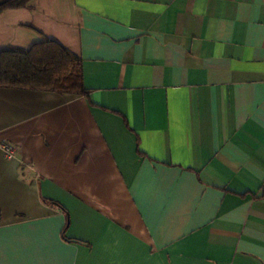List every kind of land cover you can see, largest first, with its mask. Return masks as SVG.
Returning <instances> with one entry per match:
<instances>
[{"label":"crops","instance_id":"obj_1","mask_svg":"<svg viewBox=\"0 0 264 264\" xmlns=\"http://www.w3.org/2000/svg\"><path fill=\"white\" fill-rule=\"evenodd\" d=\"M45 39L88 95L0 86V264H264V0L0 13Z\"/></svg>","mask_w":264,"mask_h":264},{"label":"trees","instance_id":"obj_2","mask_svg":"<svg viewBox=\"0 0 264 264\" xmlns=\"http://www.w3.org/2000/svg\"><path fill=\"white\" fill-rule=\"evenodd\" d=\"M33 0H6V9L27 8ZM0 86L41 90L87 97L83 83L82 59L52 39L28 49L7 47L0 50Z\"/></svg>","mask_w":264,"mask_h":264},{"label":"built area","instance_id":"obj_3","mask_svg":"<svg viewBox=\"0 0 264 264\" xmlns=\"http://www.w3.org/2000/svg\"><path fill=\"white\" fill-rule=\"evenodd\" d=\"M0 146L2 147L3 149V152L5 154V156L7 158H10L12 156H14L15 154V146L9 142H6V141H2L0 143Z\"/></svg>","mask_w":264,"mask_h":264}]
</instances>
